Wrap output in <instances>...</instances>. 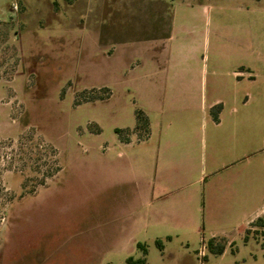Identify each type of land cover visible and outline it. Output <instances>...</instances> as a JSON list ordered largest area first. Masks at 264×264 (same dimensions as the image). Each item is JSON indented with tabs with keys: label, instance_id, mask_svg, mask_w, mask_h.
Returning a JSON list of instances; mask_svg holds the SVG:
<instances>
[{
	"label": "rangeland",
	"instance_id": "obj_1",
	"mask_svg": "<svg viewBox=\"0 0 264 264\" xmlns=\"http://www.w3.org/2000/svg\"><path fill=\"white\" fill-rule=\"evenodd\" d=\"M158 78L205 109L164 223ZM137 244L146 264H264V0H0V264H126Z\"/></svg>",
	"mask_w": 264,
	"mask_h": 264
},
{
	"label": "crops",
	"instance_id": "obj_2",
	"mask_svg": "<svg viewBox=\"0 0 264 264\" xmlns=\"http://www.w3.org/2000/svg\"><path fill=\"white\" fill-rule=\"evenodd\" d=\"M162 15L158 12V37ZM153 17L152 30L156 29V14ZM198 96L193 80L158 78V223L176 221L173 199L197 174L196 131L201 127L197 113L205 110L196 105Z\"/></svg>",
	"mask_w": 264,
	"mask_h": 264
},
{
	"label": "trees",
	"instance_id": "obj_3",
	"mask_svg": "<svg viewBox=\"0 0 264 264\" xmlns=\"http://www.w3.org/2000/svg\"><path fill=\"white\" fill-rule=\"evenodd\" d=\"M150 5V6H148ZM147 7L148 9H143V12L141 14H146L148 15V17L145 19L146 21L151 19L153 17V15L156 14V17H157V20H156V29L158 28V12L162 13L163 11V5L164 3L160 2V1H150L148 3ZM143 7L145 8L146 5L143 4ZM148 22V23H147ZM147 27H153V23L154 21L150 20V21H147ZM220 109V105H216L212 108V111H215V110H219ZM142 115H138L137 116V120H138V123L136 125V128H135V131H141L143 129H146V126H147V122L144 121L141 117ZM216 119V117H215ZM214 240L211 239L209 241V244H208V249L213 252V253H217V254H222L223 251H224V246L222 244H214ZM157 247L161 248V245L157 242ZM137 247L141 250L142 252V257L138 258V259H133V258H128L126 260V264H146V259H145V255H146V249L143 245L141 244H137Z\"/></svg>",
	"mask_w": 264,
	"mask_h": 264
},
{
	"label": "built area",
	"instance_id": "obj_4",
	"mask_svg": "<svg viewBox=\"0 0 264 264\" xmlns=\"http://www.w3.org/2000/svg\"><path fill=\"white\" fill-rule=\"evenodd\" d=\"M11 10H12V12H14V13L18 11V4H17L16 2H12V4H11ZM200 255H201V257L203 258V253H202V251H201Z\"/></svg>",
	"mask_w": 264,
	"mask_h": 264
}]
</instances>
